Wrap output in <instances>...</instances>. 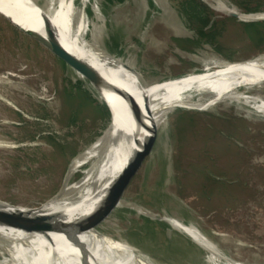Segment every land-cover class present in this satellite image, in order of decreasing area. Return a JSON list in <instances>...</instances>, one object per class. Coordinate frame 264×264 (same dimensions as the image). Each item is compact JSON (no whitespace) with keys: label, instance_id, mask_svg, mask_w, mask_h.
<instances>
[{"label":"rangeland","instance_id":"1","mask_svg":"<svg viewBox=\"0 0 264 264\" xmlns=\"http://www.w3.org/2000/svg\"><path fill=\"white\" fill-rule=\"evenodd\" d=\"M35 1L43 6L53 0ZM146 1L127 0L125 5L107 7L104 0H88L87 5L80 0L73 14L88 18L90 26L85 37L98 48L109 51L110 46L113 48L112 36L121 37L123 52L119 58L137 67L150 84L203 72L215 62L242 63L264 58V44L252 46L245 36H238L239 31L238 35L229 32L234 27L228 28L222 40L226 46L222 54L209 46L184 50L170 37H186L187 33L173 24L169 28L151 26L144 36L145 26L139 25L138 20L143 17V9L138 4ZM154 1L161 9L158 16L166 19L175 16L170 7L163 6L166 0ZM205 1L211 6L216 1L223 7L229 4L227 0ZM19 6L39 30L29 1L23 0ZM15 29L0 14V200L36 207L52 200L65 185L84 177V171L94 161L67 179L73 161L102 139L109 125L115 124L118 114L117 108L111 106L108 124L95 119L94 109L89 111L85 97L81 96L82 89L100 100L84 83L75 94L84 106L70 109L75 101L65 97V90L75 91L79 78L44 47ZM141 38L145 40L141 42ZM134 39L138 42H132ZM227 54L231 61L224 57ZM79 64L98 73L114 87L108 74ZM238 93L264 101V84L240 89ZM103 94L109 99L107 92ZM211 98V94L194 95L192 102L204 103ZM179 110L187 115L177 123ZM71 113L77 117V126L72 129L69 127ZM155 127L157 141L151 156L127 190L124 203L100 230L132 246L152 264H264V113L235 98L205 111L176 108L163 123H152L148 139ZM120 136L114 133L107 145ZM139 142L138 139L135 147ZM59 143H64L66 155L58 147ZM174 158L178 170H173ZM126 168L116 171V175L119 177ZM208 172L231 180L241 177L248 188L235 190L234 197H224L213 184L205 181L203 175ZM176 174L182 180L184 202H190L195 212L186 211L182 203L174 201L179 187L173 180ZM196 183L202 184L206 193H201L198 184L192 189L188 187ZM145 213L191 224L219 256L167 221L151 219ZM0 242L6 244L1 239ZM0 258L6 255L0 252Z\"/></svg>","mask_w":264,"mask_h":264},{"label":"bare ground","instance_id":"2","mask_svg":"<svg viewBox=\"0 0 264 264\" xmlns=\"http://www.w3.org/2000/svg\"><path fill=\"white\" fill-rule=\"evenodd\" d=\"M26 1H29V7L35 12L39 30L33 27L27 13L19 6L23 0H0V10L37 39L45 36L43 21L47 14L50 15L58 44L78 63L97 68L102 74H108L115 88L130 92L136 99L140 115V125L136 127L116 109L118 115L115 124H110L102 139L77 157L70 167L69 178L83 165L94 161L89 169L84 171V177L74 184L66 185L41 212L67 214L68 221L96 212L128 171V163L133 154L141 152L145 147V142L152 132V123H163L168 114L176 108L205 111L219 102L238 98L252 105L257 112L264 113V101L238 93L240 89H252L264 84V58L240 64L215 62L205 69L207 75H190L146 89L136 82L135 76L130 72L126 75L127 71L122 73L126 76V81L122 83L115 80V69L122 68L118 66L117 61L100 51L97 45L87 41L85 36L90 22L88 18L83 19L80 15L73 14L77 9V5L72 4L75 0H53L51 4L43 6L35 0ZM81 1L89 4L88 0ZM217 9L228 13L235 12L223 7L221 3H218ZM263 17L242 16V19L258 20ZM137 85L138 89L134 87ZM205 94H211L213 98L204 103L192 102L194 95ZM116 97L109 96V99L112 102L120 100L122 104H127L123 97ZM132 127L137 133L133 140L126 133V129ZM114 133L115 136L119 133L121 136L107 145ZM138 139L140 142L135 147ZM122 168L126 169L118 177L116 171ZM164 220L219 256L194 226L168 218ZM0 239L6 243L0 246V252L5 255L9 251L12 253L10 257L6 255V258H0V264H152L135 248L124 242L113 238L105 242L94 231L79 234L72 225L63 229L43 223L14 227L0 225Z\"/></svg>","mask_w":264,"mask_h":264},{"label":"water","instance_id":"3","mask_svg":"<svg viewBox=\"0 0 264 264\" xmlns=\"http://www.w3.org/2000/svg\"><path fill=\"white\" fill-rule=\"evenodd\" d=\"M72 4L75 6V5L81 4V2L80 0H75L74 2H72ZM165 5L167 7H170V3L168 0L165 1ZM0 14L3 17H5L21 33H23L25 36L37 42L42 47H44L47 51H49L50 54L53 55L58 61H60L67 69L72 71L79 78V80L88 87L90 91L95 92L96 95H98L99 100L102 101L107 107V109L109 110L110 120L112 116L111 106H114L115 108H117V110L123 113L125 118L131 120L132 124H134L136 127H138L137 125H140V115L136 107V101H135L136 99L132 96V94L128 91H123L115 87L109 86L108 82L103 77H101L96 72L89 71L83 68L70 55L68 51L62 48L56 40L55 31H54L55 26L53 24V21L50 15L47 14L43 21L45 36H42L41 37L42 39H37L30 32L23 29L20 25H18L17 23L9 19L7 16H4L1 12ZM228 14L235 18L240 17L239 14L236 12H231ZM148 30H149V26L144 31L143 33L144 36L147 34ZM99 49L100 51H103L108 56H110L115 61H117L118 66H121L122 69H119V70L115 69V73H114L115 80H117L118 82H122V83L126 81L125 79L126 76L123 75L122 73L125 71H128L132 75L135 76L136 82H138L140 86L142 85V87L146 89L153 87L155 85H162L170 81L182 79L190 75H195V76L207 75V73H205L206 70H204L203 72H200V73L185 74L182 76H178L175 78H171L168 80L150 84L144 79V77L138 71L136 67H133L132 65L124 62L118 56L112 54L111 52L107 50H104L100 47ZM242 63H247V62H242ZM234 64H240V63H234ZM134 87L138 89V85ZM134 87L132 86V88L135 90ZM104 92H107L110 96H117L116 98L123 97L126 100L127 104L126 105L122 104L120 100L113 101V102L110 101L108 97L103 94ZM180 109L198 110L195 108H180ZM126 130H127L126 133L129 134L131 139L133 140L137 134L135 132V128L132 127L131 129H126ZM156 141H157V128L155 127L153 136L147 140V143L145 144V147L143 148L141 152L133 154V158H132L128 171L125 172V174L120 179L119 183L111 191L110 196L104 202V204L93 214L89 216H85V217H80L72 221H68L67 214H63V213L48 214L45 212H41L42 206H44L47 202L39 206H36V207H24V206L12 205L8 202L0 200V225L7 226V227H14L18 225H30V224H35V223H43V224L51 225L57 229H63L68 225H72L76 228L79 234H84L86 232L94 231L96 232L98 236H100V238H102L105 242H107L108 239H110L111 237L103 233L100 230V226L113 215V213L120 207V205L124 203V197H125L127 190L129 189L133 180L140 173L147 159L151 156L154 150ZM172 154L173 153L171 152L170 161H172ZM69 174L70 173L68 172L67 179L69 178ZM175 198L180 203H182L186 208L190 209V207L183 200H181L180 198L176 196ZM127 206H134V205L131 203H127ZM145 214L147 217L154 219V220L162 221L165 219L164 216L159 215V214H152V213H145ZM4 245L6 244H2L0 242V246H4ZM6 255L10 257V255H12L11 251L7 252ZM107 257L109 258L110 256L108 255Z\"/></svg>","mask_w":264,"mask_h":264},{"label":"trees","instance_id":"4","mask_svg":"<svg viewBox=\"0 0 264 264\" xmlns=\"http://www.w3.org/2000/svg\"><path fill=\"white\" fill-rule=\"evenodd\" d=\"M170 1H176V0H170ZM184 4L186 6L185 10H184V14H186L185 16L190 18V19H195L199 25H195V26H189L192 30H196L197 31V36L200 38V40H192L189 39L188 41H183V43H178L177 45L180 46L181 48H184V50L187 51H192V50H197V49H203V47L209 46L211 47L215 52H218L220 54L223 53V51H225L226 46L223 45V38L225 37L226 32L229 30V27H234L233 31L229 30V32H233L238 35L239 33H237L238 31L240 32V34L238 36H245L244 38L247 39V41H249L251 43L252 46H261L262 44H264V21H258V22H248V23H242V22H237L235 19L232 18H225L220 22H216L214 23L212 26H210V23L212 21V19L215 17L214 13L212 12V10L205 5L201 0H183ZM243 4L247 3V7L245 8V10L248 13H258V12H262L264 7V2L260 1L257 2V7H250L251 4L255 3L254 0H243L242 1ZM104 4L107 7H111V6H121V5H125L127 4V0H104ZM88 15L91 16V13H88ZM239 28V29H238ZM16 30V29H15ZM17 31V30H16ZM112 46L111 49L109 50L110 52L114 53L116 56L120 57V55L122 54V49H120L121 46V42L120 40L116 37V36H112ZM138 41V40H137ZM182 42V39L180 40ZM178 41V42H180ZM224 57L228 58L229 61H231V57H228L224 55ZM83 83L81 81L78 82L77 86L75 87V91H71L72 89L69 90H65V97L67 99H70L72 102V99L75 101L73 104L70 105V109L76 110L77 107H82L84 106V104L82 102H80L79 100L80 97H77L75 94L76 92H79V88L82 89ZM83 97H85L86 100V107L88 106L89 111H91V109H94V116H96L95 119H100L103 120V122H106L107 124L110 121V112L107 109V107L105 106V104L101 101H98L97 99L93 98L89 93H87L86 91H84L82 89L81 91ZM76 97V98H75ZM76 101H78L77 104ZM78 105V106H77ZM187 112H184L183 110H179L176 114H179L178 119H177V123L178 120L180 119H184L186 118V114ZM69 127L72 129V127H74L75 125L77 126V117L76 114L71 113L70 118H69ZM96 120V121H97ZM176 123V125H177ZM53 140V142L55 143V139L51 138ZM65 139V138H64ZM63 139V140H64ZM58 147L60 148L61 151H63V154L66 155L65 153V146L64 143H59ZM176 147V146H175ZM178 148V145L176 147V149ZM239 148V147H238ZM175 149V148H174ZM239 151H243V149H239ZM70 155L72 156V152L70 153ZM177 157V155H176ZM175 162V163H174ZM173 170H178L179 167H176V159L174 158L173 160ZM203 176L205 181L208 182V184L211 183V185L213 186L214 189H217V192H219L218 190H220L221 194H224V197L226 196H232L234 197V192L236 191H243L245 188H248V184L247 182L243 181L244 179L240 178H236L235 180H231L229 178H227L226 176L222 175V176H218V175H214L211 172L206 173V175L204 174ZM174 183L178 184V188L176 187V191H175V195L174 197H178L181 200H185L186 196L184 194V188L181 186L182 184V180L176 175H174ZM201 183V182H200ZM200 185L201 186V193H206L203 190V185L196 183V184H192L189 185L188 187L192 189L193 186L195 185ZM174 201H177V203L180 204V202L174 198ZM187 205L190 207V209L186 208L185 206H183V208L187 211H194L190 202L187 201ZM195 212V211H194ZM148 219L144 220L146 222H149ZM161 227L164 229V225L160 224Z\"/></svg>","mask_w":264,"mask_h":264},{"label":"flooded vegetation","instance_id":"5","mask_svg":"<svg viewBox=\"0 0 264 264\" xmlns=\"http://www.w3.org/2000/svg\"><path fill=\"white\" fill-rule=\"evenodd\" d=\"M170 3V10L174 13V17L170 18V19H166L164 17H160L158 15H161V12H159L160 6L156 1H152V0H147L144 3H139V6H142L141 8L143 9V17L139 18V24H141V26H145L143 31L146 30V28L149 26V30L151 29V26L156 27V26H165V27H170L171 24L173 25H177L179 26L185 33H187L186 37H180L177 35H171L170 39L172 42L178 44V43H183V41H188L189 39L192 40H200V38L197 36V31L194 29L192 30L189 26H195V25H199V23L195 20V19H190L188 17H186L184 14V10L186 8L184 1L183 0H176V1H170L168 0ZM205 5H207L212 12L214 13V18L212 19L210 26H212L214 23H218L220 21H222L225 18H232L235 19L237 22H242V23H248V22H260V21H264V19H258V20H244L242 19V16H259V15H263L264 12V7L262 12H258V13H248L245 8L247 7V3L243 4L242 1L243 0H227L228 1V7H226L227 9H232L234 10L236 13L239 14V18H235L232 17L228 14L227 11H221L217 9V5L218 2L216 1L214 6H211L208 2H206L205 0H201ZM223 1V0H222ZM255 3L251 4L250 7H257V2H264V0H254ZM163 6L165 5V3H163ZM140 9V8H139ZM165 9H167V7L165 6ZM141 10V9H140ZM148 30V31H149ZM182 39V42L180 41ZM180 41V42H178ZM183 224L185 225H191L187 222L182 221Z\"/></svg>","mask_w":264,"mask_h":264},{"label":"crops","instance_id":"6","mask_svg":"<svg viewBox=\"0 0 264 264\" xmlns=\"http://www.w3.org/2000/svg\"><path fill=\"white\" fill-rule=\"evenodd\" d=\"M139 25H141V24H139ZM142 37H143V36H142ZM117 38L120 40V42H121V46H122V44H123V40H122L121 37H119V36H117ZM144 40H145V39H142V38H141L140 41L142 42V41H144ZM132 42H138V41H137V39H134V40H132ZM121 46H120V48H121ZM109 49H111V47H110ZM107 51H108V49H107ZM109 52H110V51H109ZM111 53H112V52H111ZM112 54H114V53H112ZM114 55H115V54H114Z\"/></svg>","mask_w":264,"mask_h":264}]
</instances>
